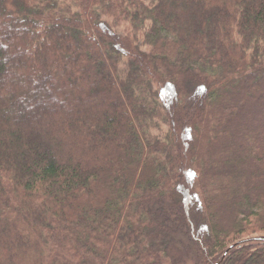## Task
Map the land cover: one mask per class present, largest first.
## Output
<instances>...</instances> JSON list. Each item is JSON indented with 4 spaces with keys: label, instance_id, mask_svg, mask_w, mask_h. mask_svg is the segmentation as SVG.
Masks as SVG:
<instances>
[{
    "label": "trees",
    "instance_id": "16d2710c",
    "mask_svg": "<svg viewBox=\"0 0 264 264\" xmlns=\"http://www.w3.org/2000/svg\"><path fill=\"white\" fill-rule=\"evenodd\" d=\"M188 258L264 263V0H0V264Z\"/></svg>",
    "mask_w": 264,
    "mask_h": 264
},
{
    "label": "rangeland",
    "instance_id": "374dc122",
    "mask_svg": "<svg viewBox=\"0 0 264 264\" xmlns=\"http://www.w3.org/2000/svg\"><path fill=\"white\" fill-rule=\"evenodd\" d=\"M144 1L145 2L147 1L148 2V0H144ZM162 129L163 130L161 132H158V135L159 136H162L163 132L165 131V128H162ZM181 264H193V261H192V259L188 258V259L184 260L183 263H181Z\"/></svg>",
    "mask_w": 264,
    "mask_h": 264
}]
</instances>
